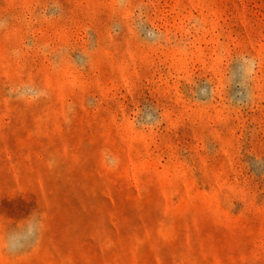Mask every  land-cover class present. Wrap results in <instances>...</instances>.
Masks as SVG:
<instances>
[{
	"label": "rangeland",
	"instance_id": "obj_1",
	"mask_svg": "<svg viewBox=\"0 0 264 264\" xmlns=\"http://www.w3.org/2000/svg\"><path fill=\"white\" fill-rule=\"evenodd\" d=\"M0 264H264V0H0Z\"/></svg>",
	"mask_w": 264,
	"mask_h": 264
}]
</instances>
